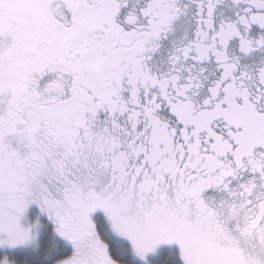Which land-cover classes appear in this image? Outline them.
Segmentation results:
<instances>
[{
    "label": "snow or ice",
    "instance_id": "6c2138e0",
    "mask_svg": "<svg viewBox=\"0 0 264 264\" xmlns=\"http://www.w3.org/2000/svg\"><path fill=\"white\" fill-rule=\"evenodd\" d=\"M0 264H264V0H0Z\"/></svg>",
    "mask_w": 264,
    "mask_h": 264
}]
</instances>
